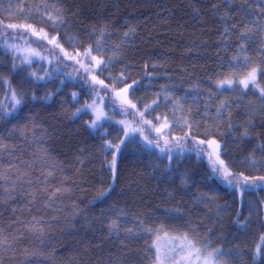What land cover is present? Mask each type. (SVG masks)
Returning a JSON list of instances; mask_svg holds the SVG:
<instances>
[{
    "label": "trees",
    "instance_id": "16d2710c",
    "mask_svg": "<svg viewBox=\"0 0 264 264\" xmlns=\"http://www.w3.org/2000/svg\"><path fill=\"white\" fill-rule=\"evenodd\" d=\"M57 9L65 24L53 29L45 14L56 16ZM262 10L264 0H0V23L30 24L58 37L61 46L28 43L29 37L12 39L21 29H8L6 36H0V102L11 103L9 83L25 94L22 105L0 119V136L8 145L0 155V170L9 177L0 187V228L10 239L18 237L11 248H0V264H152L153 242L162 235L182 233L195 239L197 247L208 244L209 250L224 249V255L216 256L224 264H264V255L253 258L264 234L262 184L239 198L237 189L211 171L206 152L197 156L191 138L180 144L173 140L189 131L181 119L187 116L196 140L215 138L226 146L227 155L221 159L234 172L264 175V168L251 169L242 163L254 149L257 157L264 156L257 148L264 144V101L259 88L251 84L247 89L238 84L217 87V81H239L256 67L257 81L264 88L259 71L264 68L262 34L257 30V24H264ZM245 25L253 28V37L241 53L237 37ZM6 39L8 44L24 43L41 56L14 71V53L6 47ZM89 46L92 55L106 63L102 74L85 71L95 67L89 58L82 60ZM245 55L251 61L247 67ZM234 56L240 59L233 60ZM15 63L21 64L16 59ZM32 72L44 79L37 80ZM92 76L108 90L86 82ZM128 85L132 86L128 101L135 108L113 94V89L117 92ZM97 92L111 116L102 127L91 128V112L85 109L76 117L72 113ZM166 93L171 94L168 100ZM153 101L158 106L145 110ZM222 102L226 107L217 119ZM141 112L143 120L156 127H160L157 117L167 119L169 128L163 136L142 122ZM124 119L127 127L142 128L143 133L130 132L124 139ZM245 129L250 135L242 140ZM122 139L121 150H105L106 142L116 145ZM165 139L171 141L166 149L172 153L171 161L156 147L157 141L164 147ZM38 149H46L58 165L49 178V191L67 189L50 206L40 191L43 185L37 182V177L43 180ZM113 154L115 178L110 166ZM9 165L17 167L9 169ZM21 172L29 175L18 180ZM28 179L33 183H26ZM13 181L15 189L5 192ZM32 193H36L34 201ZM33 217L43 218V235L25 228ZM111 220H117L119 233H110ZM128 228L138 233L136 238L125 235L123 230Z\"/></svg>",
    "mask_w": 264,
    "mask_h": 264
},
{
    "label": "snow or ice",
    "instance_id": "6c2138e0",
    "mask_svg": "<svg viewBox=\"0 0 264 264\" xmlns=\"http://www.w3.org/2000/svg\"><path fill=\"white\" fill-rule=\"evenodd\" d=\"M245 3H247V0H244ZM60 9H57V15L53 16L51 13H46L45 15L47 16V20L51 22V25L53 29H55L57 26H62L65 24V21L61 18L60 15ZM264 11V10H262ZM36 12H39V9H36ZM245 14H247V10H244ZM233 29L237 27V25L233 24L231 26ZM0 29H3L0 31V36H6L7 30L12 29L14 32L17 29H21L22 31L19 32L18 36L13 35L12 39H24L25 37H29L27 40L28 43H33V42H43L47 41L48 44L52 45L54 48H59L61 47L59 44L58 37L56 36H51L49 37V34L47 32H44L43 29L37 30L35 29L32 25H25V24H2L0 23ZM257 30L262 34L261 36V43L262 46L260 48V51L264 53V24H257ZM228 29H225V32H227ZM65 35H67L65 33ZM103 35V33H101ZM127 35V33L125 34ZM37 37V41H33L30 39V37ZM253 37V28L248 27L245 25L240 31L237 39L240 41L238 48L241 53L246 52V49L248 47L249 41L252 40ZM69 41H72L71 37H68ZM5 45L9 50H12L14 52H25L27 53L26 55L23 56L21 59V65L22 64H28L31 65L34 61L32 60V57H40L41 54L39 51L35 49H21L19 46L16 44H8L7 39L5 40ZM96 50L100 51L101 50V45L100 41H97L96 45ZM61 51L63 49L61 48ZM92 47L89 46L88 48L85 49L83 55L87 58H89V63L95 64L94 68H87L85 67L86 72H92L99 70L101 74L103 73L106 63L103 59H97V57L92 55ZM43 58V57H41ZM69 59H75V57L69 56ZM233 60H239V56H234L232 58ZM243 59L245 61V67L250 65L251 61L250 58L245 55L243 56ZM262 61H264V57H262ZM79 63V61H77ZM20 67V65L15 63V57H14V62L12 65L13 70H17ZM83 67V65H82ZM260 73L264 75V68L259 69ZM257 72L258 69L256 67L251 68L250 71L247 72L246 76L243 79H240L239 81H234L233 79H221L217 81V87H223L225 85L231 87L234 84L242 85L245 89L249 87V85H253L254 87L259 88L260 90V96L261 100L264 101V88H260L259 83L257 81ZM31 76L35 77L37 80L44 79V77L41 76H36L35 72L30 73ZM2 79V78H0ZM120 82H123L121 78H118ZM7 82V81H5ZM92 84L93 88H95L96 84H99L105 91L108 90V85H105L103 81H97L95 76L91 77L90 81H86ZM135 84V82H133ZM132 86L130 85L129 88ZM129 88H124L121 89L119 93H116L115 90L113 89V94L117 98H122V103L126 105H130L131 107L135 108L134 104H130V101L127 100V93L129 91ZM10 95L8 96V99L11 101L9 105H5L3 102H0V119L7 118V116L11 115L13 111L18 109L19 106L22 105L24 101V93L23 92H17L16 89L12 88L10 83H9V89H8ZM91 94V93H90ZM73 98L75 99L77 96V93H73ZM170 93H166L164 99L168 100L170 98ZM33 99H37L35 93L32 95ZM45 98H50L45 97ZM97 99L102 100V97H99V93H96V98L92 100L91 103L85 102V104L81 108H77L75 112L72 113L73 117H76L78 114H80L82 111L85 109H90L92 113L94 114V119H92L89 122V127L91 128H99L102 127L101 121L103 118H105V113L103 112L102 108L98 106L97 104ZM177 104H179V99L177 98ZM153 105L158 106L156 101L152 102V105H145V110L153 109ZM5 107L8 108V111L5 112L4 109ZM226 107V103L222 102L220 105V108L217 110L216 118L219 119L221 116L220 109H224ZM182 108V106H181ZM154 110V109H153ZM188 112H191V109H188ZM230 115V113H229ZM142 122L144 124L149 125L158 135L163 136L164 130L169 128V122L167 119H164L161 121L159 117H157V121L160 123V127H156L155 124H152V121L148 120H143L144 113H140ZM183 124L185 127L189 129V131H185L184 137L183 138H173L177 144H180L181 141L183 140L184 142H187L188 139H192V142L196 146V154L197 156H200L202 153L206 152L208 161L210 163L211 171L215 174H218V176L225 182L227 185L230 187H233L235 189H239L241 193H243L246 190H254L258 185L264 184V175L261 176H255V177H250L248 175H245L243 171L241 172H234L232 168L226 163L225 160L221 159V155H227V148L224 146L221 141L215 139V138H208L205 140H196L192 136V132L190 131L192 128V123L191 120L185 116L181 117ZM178 122V121H177ZM122 123V122H121ZM26 127V126H25ZM34 127H38L37 125H34ZM232 125L229 123V128L231 129ZM17 130L14 126L13 131ZM21 136L25 135V128L21 127L18 129ZM140 131L143 133V129H126L124 130V136L128 137L130 132H136ZM250 133L248 132L247 129H245L241 133V139H246L248 138ZM33 136H35V133L33 132ZM144 139L147 141L149 145L153 144V141L148 139L147 136L144 137ZM171 141L168 139L164 140V147L160 146V143L157 141L156 142V147L160 148V152L164 153L167 155L169 161L172 160V153L170 150L166 151L168 144ZM125 144V140H121L120 144L113 145L111 142H106L104 145L105 150L107 151L109 148H114L117 151L121 150V145ZM8 148V145L4 143V138L0 136V155H2ZM257 148L259 151L264 153V144H258ZM181 151H184L183 148H181ZM256 149L252 150L249 152L248 156L244 158L242 161L243 164H245L246 167L251 168V169H259V168H264V156L257 157L255 155ZM39 155L37 156V160L40 162L41 165V176L43 177V180L40 179V177H37V182L41 183L43 187L41 188V192L46 195L47 202L49 206L51 203L59 196L61 195L64 191H67V189H62V188H55L52 191H49L50 183H49V178L53 177L55 174V171L58 167V165L54 162H52L48 152L46 149H38ZM116 155L113 154L112 160L110 162L111 169L113 171V176L115 178V166H116ZM24 163V162H22ZM36 161H33L29 164V167L31 168ZM17 167L16 165H9V169ZM28 172H21L20 175L17 177L18 180H23L24 177L28 176ZM9 177L6 175V172L4 170H0V187L3 186V182L7 181ZM182 181L186 182L184 178H182ZM28 184H32L33 181L31 179H28L25 181ZM16 187V182L13 181L12 183V188H4L5 192H12ZM109 188H111V185H109ZM108 190L106 189L105 192H102L100 194L101 197H103ZM33 196V201L35 200L36 193H32ZM239 215V213H238ZM251 218V213L249 214V217L245 218V220H248ZM237 223L240 224V227H246L245 222L242 221H237ZM141 224H143V221H141ZM109 231L110 233L115 231L119 233L121 231L119 224L117 223V220H111L109 225ZM25 228L34 234H39L43 235L45 232V222L43 221V218L37 219L36 217H33L32 222L29 224L25 225ZM148 232H152V228H147L145 229ZM163 228L157 229V231H162ZM125 232V235L128 238H136L138 233L134 232L133 229L128 228L123 230ZM16 239L18 237H12L11 239L9 238L8 235H5L4 230L0 228V248H3L5 246L11 248L12 245L15 243ZM174 241H178V244H175L173 246H170L168 250L165 253H161L159 246H154L155 247V254L152 258V264H165V260L171 261V264H197V262H200V264H220L219 261H215L216 256L224 255L225 250L222 248H215L209 250V245L204 244L203 247H197V241L193 238H190L188 233H182L179 236L173 237L172 238ZM168 253H171V255H168ZM206 253V255H204ZM230 254V253H228ZM236 254L239 255V249L237 246V251ZM264 255V234L260 235V243H258L255 246L254 252H253V258L257 259L260 256Z\"/></svg>",
    "mask_w": 264,
    "mask_h": 264
},
{
    "label": "rangeland",
    "instance_id": "374dc122",
    "mask_svg": "<svg viewBox=\"0 0 264 264\" xmlns=\"http://www.w3.org/2000/svg\"><path fill=\"white\" fill-rule=\"evenodd\" d=\"M16 45L19 46L21 49H28V48L34 49V48H32V47H30V46L24 44V43H22V44L20 43V44H16ZM13 53H14L13 55H14V57H15L17 63H21V59L23 58L24 55L27 54V53H25V52H14V51H13ZM36 58H38V57H32V60H34V59H36ZM85 58H86V57L83 55V56H82V60H83V62L85 61ZM19 65H21V64H19ZM126 88H129V85H128ZM129 89H130V88H129ZM119 92H120V90H118L116 93H119ZM128 92H129V91H128ZM115 97H116V96H115ZM95 98H96V97H95ZM116 99H117L118 101L122 102V98H117V97H116ZM127 100H128V93H127ZM91 102H92V101H90L89 103H91ZM97 104H98L99 107L102 108L103 112L105 113V118L102 119L101 123L109 121V117L111 116V113L108 112V109H106V107H105V105H104V101H103V99H102V100L97 99ZM86 110H88L89 112L92 113V111H91L90 109H86ZM92 115H93V119H94V114L92 113ZM121 122H122L121 124L124 125L125 130H126V129H130L129 126L127 127V125H125V123L127 124V122H126L125 119L122 120ZM132 127H133V126H132ZM129 136H130V134H129ZM125 138H127V137L124 136V139H125ZM262 186L264 187V184H262ZM237 191H238V195H239V198H240L241 195H242V193H241V191H240L239 189H237ZM176 236H178V235H162V236L158 237V238L153 242V248H154V251H155V247H154V246H159L161 253H162V254L165 253V252L168 250V248H169L170 246H173V245L179 243L178 241H174V240L172 239L173 237H176ZM258 243H260V239H259V242H258ZM168 255H171V253H168ZM204 255H206V253H205ZM215 261H219L220 264H224L223 262H221L220 260H218L216 257H215ZM165 264H171V261H169V260L166 259V260H165ZM197 264H200V262H197Z\"/></svg>",
    "mask_w": 264,
    "mask_h": 264
}]
</instances>
